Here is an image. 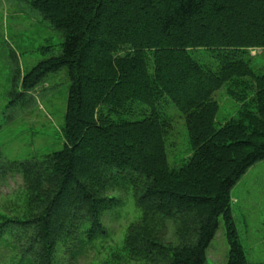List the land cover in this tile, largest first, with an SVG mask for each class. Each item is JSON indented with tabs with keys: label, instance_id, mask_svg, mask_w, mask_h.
Wrapping results in <instances>:
<instances>
[{
	"label": "trees",
	"instance_id": "trees-1",
	"mask_svg": "<svg viewBox=\"0 0 264 264\" xmlns=\"http://www.w3.org/2000/svg\"><path fill=\"white\" fill-rule=\"evenodd\" d=\"M21 1L63 36L61 54L27 73L24 91L64 68L70 88L61 151L0 155V188L18 181L0 195V264L80 256L106 240L105 213L129 191L141 216L114 264H206L221 220L228 264H249L231 194L264 160V74L251 65V52L264 50V0ZM204 50L218 65L195 56ZM225 84L242 106L217 128L213 96ZM165 97L184 115L193 149L180 168L168 164L170 120L155 108Z\"/></svg>",
	"mask_w": 264,
	"mask_h": 264
},
{
	"label": "rangeland",
	"instance_id": "rangeland-1",
	"mask_svg": "<svg viewBox=\"0 0 264 264\" xmlns=\"http://www.w3.org/2000/svg\"><path fill=\"white\" fill-rule=\"evenodd\" d=\"M62 42V34L28 3L0 0V155L6 160L42 158L64 147L63 128L70 88L67 69L49 74L29 92L22 87L27 73L61 54ZM195 56L204 64L218 65L213 50L199 51ZM251 56L254 70L264 74V50L252 51ZM14 88L16 94L12 95ZM213 97L219 106L217 128L239 115L242 103L228 93L227 84ZM155 108L170 120L171 127L165 137L168 164L180 168L193 153L186 119L168 97ZM142 109L146 113L151 111L147 106ZM17 185L18 181L8 180V186L0 188V195L11 193ZM118 196L122 198L121 205L104 216L106 240L97 241L76 258L71 254L59 255L61 264H114L112 254L121 248L127 227L141 216L133 191ZM231 197L232 216L247 262L264 264V160L247 171ZM61 220L56 219V227ZM228 260L229 244L221 220L206 251V264H228Z\"/></svg>",
	"mask_w": 264,
	"mask_h": 264
}]
</instances>
